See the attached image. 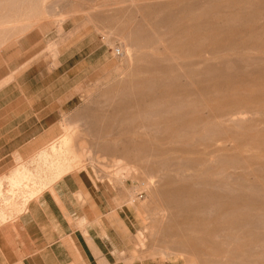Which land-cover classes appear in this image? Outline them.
Here are the masks:
<instances>
[{"label":"rangeland","instance_id":"1","mask_svg":"<svg viewBox=\"0 0 264 264\" xmlns=\"http://www.w3.org/2000/svg\"><path fill=\"white\" fill-rule=\"evenodd\" d=\"M25 35L92 79L56 155L131 186L137 258L264 264V0H0V49Z\"/></svg>","mask_w":264,"mask_h":264},{"label":"crops","instance_id":"2","mask_svg":"<svg viewBox=\"0 0 264 264\" xmlns=\"http://www.w3.org/2000/svg\"><path fill=\"white\" fill-rule=\"evenodd\" d=\"M32 41L0 49V207L10 190L13 211L27 198L9 218L0 211V264H144L133 254L143 210L127 201L131 186L90 169L64 173L63 157L45 150L77 130L80 84L93 81L48 71Z\"/></svg>","mask_w":264,"mask_h":264},{"label":"bare ground","instance_id":"3","mask_svg":"<svg viewBox=\"0 0 264 264\" xmlns=\"http://www.w3.org/2000/svg\"><path fill=\"white\" fill-rule=\"evenodd\" d=\"M139 47V46H138ZM161 48V47H160ZM158 50V49H157ZM182 106V105H181ZM197 106V105H196ZM201 106V105H200ZM196 108V107H195ZM256 114V113H255ZM248 115V114H247ZM243 116V115H242ZM249 116V115H248ZM246 117V116H245ZM249 120V119H248ZM223 121H224V119H223ZM229 123H231L230 121H228ZM234 122V121H233ZM235 122H241V119L240 118H238V119H236V121ZM225 124V123H224ZM206 139V138H205ZM62 142V141H61ZM59 143V144H62V143ZM60 145H59V147H58V143H51L50 145H49V148L48 149H46V151H48V152H50V153H53V154H56L57 152V149H59L60 150ZM113 166H116V169L117 170H115V174H119V175H122L121 173L122 172H124L125 174H126V178H128L131 174H135L136 173V169L134 168V167H131V166H129V165H125L122 161L121 162H118L116 165H113ZM102 167H104L105 169H109V167H106V166H102ZM232 172V171H231ZM223 175H224V173H223ZM221 176V175H220ZM118 177V176H117ZM216 178H220V177H216ZM229 179H230V177H229ZM229 179H227V180H229ZM151 180H152V177L148 180V183L149 184H151ZM212 188V187H211ZM210 188V189H211ZM132 204V203H131ZM163 219V218H162ZM146 230V229H145ZM147 231V230H146ZM146 231H144V233L146 232ZM139 235H141L140 233H139Z\"/></svg>","mask_w":264,"mask_h":264}]
</instances>
